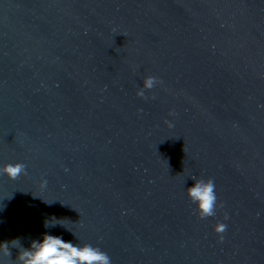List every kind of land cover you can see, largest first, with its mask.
<instances>
[{
    "label": "water",
    "instance_id": "obj_1",
    "mask_svg": "<svg viewBox=\"0 0 264 264\" xmlns=\"http://www.w3.org/2000/svg\"><path fill=\"white\" fill-rule=\"evenodd\" d=\"M16 162L0 241L264 264V0H0V168ZM192 177L214 182V215Z\"/></svg>",
    "mask_w": 264,
    "mask_h": 264
},
{
    "label": "clouds",
    "instance_id": "obj_2",
    "mask_svg": "<svg viewBox=\"0 0 264 264\" xmlns=\"http://www.w3.org/2000/svg\"><path fill=\"white\" fill-rule=\"evenodd\" d=\"M155 83H158L156 77L147 76L143 81V88L151 89ZM137 95L143 96V90H139ZM0 174L14 180L19 175L26 174V166L20 162L8 163L0 168ZM192 179L193 185L187 188L189 199L197 206L202 218L214 215L217 200L214 182L211 179L204 180L196 177ZM44 185L46 186V182ZM56 225L71 231L77 239L76 233L65 226L63 219L51 216L44 220L45 229ZM225 228L226 225L220 223L216 231L222 233ZM12 249L17 250L14 259L11 258ZM0 264H111V258L97 246L75 243L74 240H65L62 235H53L46 231L39 239H31L27 247L19 237L0 241Z\"/></svg>",
    "mask_w": 264,
    "mask_h": 264
}]
</instances>
